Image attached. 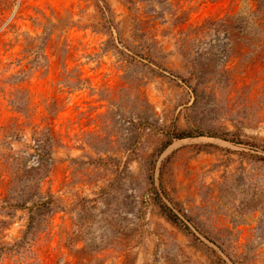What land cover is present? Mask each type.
Returning <instances> with one entry per match:
<instances>
[{
	"label": "rangeland",
	"instance_id": "rangeland-1",
	"mask_svg": "<svg viewBox=\"0 0 264 264\" xmlns=\"http://www.w3.org/2000/svg\"><path fill=\"white\" fill-rule=\"evenodd\" d=\"M255 10L0 0V264H264Z\"/></svg>",
	"mask_w": 264,
	"mask_h": 264
},
{
	"label": "trees",
	"instance_id": "trees-1",
	"mask_svg": "<svg viewBox=\"0 0 264 264\" xmlns=\"http://www.w3.org/2000/svg\"><path fill=\"white\" fill-rule=\"evenodd\" d=\"M256 3V10L252 13V16L256 18V22L260 25L264 21V0H255ZM229 21H220L216 23V28L213 30L214 32H218L220 30L224 31L225 33L232 29L233 27L230 26ZM228 35V32L226 33Z\"/></svg>",
	"mask_w": 264,
	"mask_h": 264
}]
</instances>
